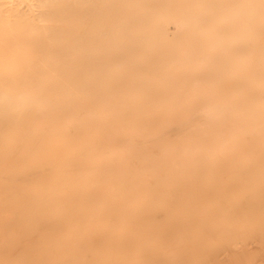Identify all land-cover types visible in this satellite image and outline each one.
<instances>
[{
  "label": "rangeland",
  "instance_id": "374dc122",
  "mask_svg": "<svg viewBox=\"0 0 264 264\" xmlns=\"http://www.w3.org/2000/svg\"><path fill=\"white\" fill-rule=\"evenodd\" d=\"M87 1L0 33V264H264V0Z\"/></svg>",
  "mask_w": 264,
  "mask_h": 264
},
{
  "label": "bare ground",
  "instance_id": "6f19581e",
  "mask_svg": "<svg viewBox=\"0 0 264 264\" xmlns=\"http://www.w3.org/2000/svg\"><path fill=\"white\" fill-rule=\"evenodd\" d=\"M72 1L73 0H0V33L2 34V36H6V35H13V36H16V35H20L22 34L23 30L26 29V27L28 25H26L24 22L27 20V19H30L32 16L40 19V20H46V21H56V20H68L69 17H71L72 15V10H71V5H72ZM89 1V0H88ZM87 1V2H88ZM94 0H92L93 2ZM75 2V1H74ZM80 2V0H77V3ZM85 2V0H81V2L79 3V5H82L83 3ZM86 2V4H87ZM90 1V3H92ZM76 3V2H75ZM74 3V4H75ZM85 4V5H86ZM89 4V2H88ZM94 4V3H93ZM96 4V3H95ZM17 5H23L26 9V10H20L17 8ZM92 5V4H90ZM102 5V4H101ZM257 5V4H256ZM75 6V5H74ZM77 6V4H76ZM84 6V5H83ZM79 7V6H78ZM88 8H90L88 6ZM87 8V9H88ZM202 9L201 11H205V7L202 5V4H199V9ZM82 9V8H80ZM234 10V8H233ZM84 11V10H83ZM82 11V12H83ZM235 11V10H234ZM89 12V11H88ZM87 12V13H88ZM93 12L92 14L95 13L94 11V8L92 9ZM84 13V12H83ZM236 14V13H235ZM85 15V14H84ZM237 15V14H236ZM91 16V14H90ZM93 17V16H92ZM195 17V16H194ZM82 19V18H81ZM222 19V18H221ZM198 20V19H197ZM45 22V21H44ZM130 22V21H129ZM136 22V20L134 21ZM39 23V22H38ZM178 24V23H177ZM30 25V24H29ZM122 25V24H121ZM182 25V24H181ZM181 25H180V28H181ZM184 25V23H183ZM49 27H54L55 25L54 24H48ZM120 26V25H119ZM127 26V25H126ZM110 27V26H109ZM122 27V26H121ZM124 27V25H123ZM183 28V27H182ZM118 29V27H117ZM121 31V30H120ZM98 32V31H97ZM118 32V31H117ZM102 34H104V32H102ZM126 35V34H125ZM129 35V33H128ZM39 36V35H38ZM101 37V35H100ZM37 38V37H36ZM94 38V37H93ZM152 38V37H151ZM155 38V36L153 37ZM152 38V39H153ZM217 38V37H215ZM219 38V37H218ZM260 38V37H259ZM262 38V37H261ZM34 39V38H33ZM51 39V38H50ZM35 40V39H34ZM52 40V39H51ZM79 40V39H78ZM82 41V40H81ZM130 41V40H129ZM83 42V41H82ZM106 42V41H105ZM215 42V41H213ZM212 42V43H213ZM218 42V41H217ZM141 43V42H140ZM73 45V44H72ZM217 45V44H216ZM215 45V47H216ZM125 46V45H124ZM73 47V46H72ZM71 47V48H72ZM123 47V46H122ZM128 47V46H127ZM27 48V47H26ZM30 49V46L28 47ZM27 48V49H28ZM125 48V47H124ZM22 49H25V48H22ZM95 49V48H94ZM127 49V48H126ZM74 51L75 48H74ZM124 51V50H123ZM7 52V51H6ZM10 53V52H9ZM18 53V52H17ZM16 53V54H17ZM183 54V53H182ZM202 54V53H201ZM204 54V53H203ZM9 55V54H8ZM55 55V54H53ZM120 55V54H119ZM184 55V54H183ZM260 55V54H259ZM60 56V55H59ZM85 56V55H84ZM182 56V55H181ZM5 58V56H3ZM58 57V56H57ZM195 58V56H193ZM197 57V56H196ZM199 57V56H198ZM259 57V56H258ZM66 58V57H65ZM205 58V57H204ZM261 58V57H260ZM115 59V58H114ZM178 59V58H177ZM189 59V58H188ZM198 59V58H196ZM119 60V59H118ZM176 60V58H175ZM199 60V59H198ZM200 60H201V57H200ZM207 60V59H206ZM257 60V59H256ZM259 60V59H258ZM21 58L19 57L17 60H16V63L19 65L18 67H20L21 65H23V63L21 62ZM95 61V60H94ZM113 61V60H112ZM117 61V60H116ZM121 61V60H120ZM203 61V60H202ZM205 61V60H204ZM166 62V61H164ZM175 62V61H174ZM118 63V62H117ZM163 63V62H162ZM172 63V62H171ZM110 65V64H109ZM169 65V64H168ZM107 67V66H106ZM91 70V69H90ZM155 71V70H154ZM91 72V71H90ZM156 72V71H155ZM55 73V72H53ZM37 78V77H36ZM82 79V78H80ZM84 79V78H83ZM55 81V80H54ZM57 81V80H56ZM59 81V80H58ZM65 81V80H64ZM140 81V80H138ZM136 82V81H135ZM30 83V82H29ZM51 83V82H50ZM62 83V82H61ZM140 83V82H139ZM98 84V82H97ZM95 84V85H97ZM47 85V84H46ZM68 85V84H66ZM140 85V84H139ZM69 86V85H68ZM62 87V86H61ZM64 87V86H63ZM62 87V88H63ZM149 87V86H148ZM13 93H9L8 91H6L5 89H3L1 92H0V101H3V110L6 111L5 108H8V106H10V100H14V104L12 105V108L13 107H16V102L19 101V104L20 102L22 101L23 99V96H20V95H17V98L16 99H12L13 97ZM79 96V95H78ZM73 97V96H72ZM9 101V102H8ZM6 103V105H5ZM183 103V102H182ZM36 104V103H35ZM42 105V104H41ZM201 110V109H200ZM221 110V109H220ZM101 111V110H100ZM116 111H119V110H116ZM199 111V110H198ZM120 112V111H119ZM127 113V111H126ZM216 113V112H215ZM121 114V113H120ZM213 114V113H212ZM43 115V114H42ZM216 115V114H215ZM252 115V114H251ZM209 117V115H208ZM7 120V119H5ZM18 121V120H17ZM12 122V121H11ZM205 123V122H204ZM203 123V124H204ZM206 125V123H205ZM187 131V130H186ZM42 132V131H41ZM1 134V133H0ZM176 134V132H175ZM176 136V135H175ZM157 137V136H156ZM178 137V136H177ZM173 138V137H172ZM138 140V139H137ZM136 140V141H137ZM135 141V142H136ZM143 145V144H142ZM133 146V145H132ZM148 146V144L146 145ZM145 146V147H146ZM195 147V146H194ZM147 148V147H146ZM151 148V147H150ZM161 148H159L158 150H160ZM157 150V151H158ZM155 151V150H152V152ZM162 151V150H161ZM184 151V150H181V152ZM219 152V151H218ZM221 152V151H220ZM223 152V151H222ZM117 153V152H116ZM160 153V152H159ZM155 154V153H154ZM158 154V152H157ZM224 154V152H223ZM154 156V155H153ZM160 156V155H158ZM157 156V157H158ZM149 159V158H148ZM43 160V159H42ZM151 160V159H150ZM59 161V160H57ZM107 161V160H105ZM65 162V161H64ZM130 162V161H129ZM132 162V161H131ZM170 162V161H169ZM132 164V163H131ZM136 164V163H135ZM140 166V164H139ZM135 167V166H134ZM48 168V167H46ZM133 168V167H132ZM107 169V167H106ZM137 169V168H136ZM194 169V168H193ZM60 171V170H59ZM106 171V170H104ZM144 172V169L142 170ZM141 171V172H142ZM140 172V171H139ZM175 172V171H174ZM181 172V171H180ZM60 173V172H59ZM256 173V172H255ZM104 174V173H103ZM144 174V173H143ZM185 175V174H184ZM91 176V174H90ZM101 176V175H100ZM110 176V175H109ZM151 176V175H150ZM61 177V176H60ZM63 177V176H62ZM93 177V176H92ZM133 177V176H132ZM234 177V176H233ZM54 178V177H52ZM57 178V176L55 177ZM64 178V177H63ZM139 178V177H138ZM242 178V177H241ZM134 179V177L132 178ZM194 179V178H193ZM26 180V179H25ZM42 181V179H41ZM135 182H138V181H135ZM150 182V181H149ZM82 182H80L81 184ZM44 184V183H43ZM70 184V183H69ZM84 183L81 184V186L83 185ZM151 184V183H150ZM152 186V185H151ZM150 186V187H151ZM172 187V186H171ZM169 187V189L171 188ZM84 188V187H83ZM90 189V187H88ZM153 188V187H151ZM124 190V188H122ZM139 189V188H138ZM173 189V188H172ZM85 190V189H84ZM88 190V189H87ZM125 191V190H124ZM56 195V194H55ZM117 196H119V194H116ZM115 195V196H116ZM161 194L159 193V196ZM117 198V197H116ZM162 198V197H161ZM167 199V198H166ZM168 199H171V198H168ZM171 201V200H170ZM24 202V201H23ZM26 202V201H25ZM28 202V201H27ZM2 203V202H1ZM24 204V203H23ZM26 204V203H25ZM4 205V204H3ZM21 205V204H20ZM3 207V206H1ZM235 208H237V206H233ZM241 207V206H239ZM232 208V206H231ZM233 209V208H232ZM160 210V209H159ZM161 211V210H160ZM58 212V211H57ZM106 212V211H105ZM60 213V212H59ZM4 215V214H3ZM12 216V215H10ZM9 216V217H10ZM4 217V216H3ZM5 217H8L5 215ZM15 217V216H14ZM54 218V217H53ZM32 227V226H31ZM33 229V227H32ZM31 229V230H32ZM212 230V229H211ZM35 234V233H34ZM231 239V238H230ZM221 241V240H220ZM232 248V247H231ZM233 249H234V246H233ZM212 250V249H211ZM230 251V250H229ZM225 253V252H224ZM220 257V256H219ZM237 258V257H236ZM2 259V258H1ZM238 259V258H237ZM29 261V260H28ZM173 262V260L171 261ZM229 263V262H227ZM175 264V263H174ZM254 264V263H253Z\"/></svg>",
  "mask_w": 264,
  "mask_h": 264
}]
</instances>
